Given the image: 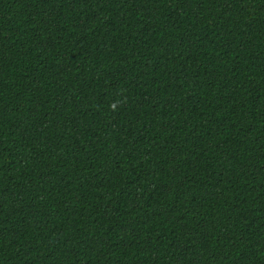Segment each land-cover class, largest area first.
Returning a JSON list of instances; mask_svg holds the SVG:
<instances>
[{
	"label": "trees",
	"instance_id": "16d2710c",
	"mask_svg": "<svg viewBox=\"0 0 264 264\" xmlns=\"http://www.w3.org/2000/svg\"><path fill=\"white\" fill-rule=\"evenodd\" d=\"M0 264H264V0H0Z\"/></svg>",
	"mask_w": 264,
	"mask_h": 264
},
{
	"label": "clouds",
	"instance_id": "9594fccd",
	"mask_svg": "<svg viewBox=\"0 0 264 264\" xmlns=\"http://www.w3.org/2000/svg\"><path fill=\"white\" fill-rule=\"evenodd\" d=\"M112 108L115 109V105H112Z\"/></svg>",
	"mask_w": 264,
	"mask_h": 264
}]
</instances>
